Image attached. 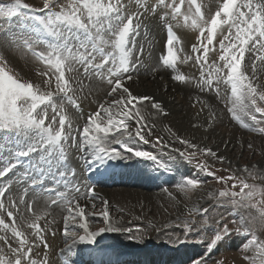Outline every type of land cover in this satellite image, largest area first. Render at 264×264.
<instances>
[{
    "label": "snow or ice",
    "instance_id": "6c2138e0",
    "mask_svg": "<svg viewBox=\"0 0 264 264\" xmlns=\"http://www.w3.org/2000/svg\"><path fill=\"white\" fill-rule=\"evenodd\" d=\"M135 4L136 10L130 12L128 0H68L67 3L42 0L40 8L31 6L25 0H0V23L8 25L2 30L4 43L30 53L45 65L47 70L40 73L44 78L43 83L49 88L54 84L55 89L44 91L30 81H21L0 53V139L10 142L5 145L8 155L0 157L3 162L0 178L21 165L25 158L30 159L34 154L37 156L38 173L26 171L25 178L33 190L49 197L51 204L65 207L64 236L71 243L61 249L62 254L71 253L77 243L95 244L96 238L104 232L132 231L131 228H122L119 221L111 218L107 201L103 202L104 208L99 214L104 227L98 231L89 230L86 205H81L77 198L82 188L74 184L70 187L68 177H74L75 171L65 168L69 148H76L82 153L89 172L99 171L109 161L134 157L164 167L156 155L129 146L133 142L149 143L142 132L146 126L145 117L137 105L150 101L155 110L163 112L159 102L148 96L134 95L125 86V81L133 79L132 51L135 47L134 37L139 34L141 16L146 13L159 15L167 26L166 52L162 54L161 63L177 73L173 77L176 81L191 82L189 77L179 73L178 63L194 59L200 70L198 87L201 91L214 90L219 95L220 83L229 86L230 93L222 99L226 111L234 120L247 127L245 118L257 121L256 114L264 116V84L259 82L256 68V61L264 65V0H217L214 13L207 17L198 0H153L151 4L149 0H135ZM174 25L198 31V43L192 45L194 56L181 58L182 48L173 30ZM218 32L222 39L218 41L217 52L214 41H217ZM41 46L44 50H40ZM138 51L140 55L143 54L142 48ZM210 53L217 55V59L210 61ZM246 53L254 55L251 76L242 67ZM81 70L85 77L91 75L106 80L110 86L108 95L111 99L99 106L100 111L88 117L77 142L70 118L56 98L79 108L73 95L76 91L74 84L78 81L71 74ZM209 115L215 120L214 112ZM129 120L139 126L134 133L128 128ZM259 131L264 132V128ZM177 139L188 149L224 160L222 156L217 157L210 147L201 149L188 139ZM156 140L163 143L159 137ZM113 145L119 146V150ZM174 151L188 160L196 154L195 151ZM54 165L56 178L50 186L45 187L47 175H52ZM200 167L203 170L206 166L202 164ZM244 172L253 176L247 166ZM210 174L215 177V172ZM215 178L224 185H230L218 190V198L230 201L237 211L241 208L255 209L257 215L253 216L251 212L247 216L241 215L240 227L230 228L228 224H221L208 242L206 251L210 253L220 241L235 232L250 237L245 245L246 252L250 254L244 257L249 264H264V239L257 235V224L264 228V185L249 183L247 178L237 176L234 172ZM199 185L200 182L195 179H185L177 185V191L187 195ZM10 189V184L0 186V213L10 218V222H6L0 215V241L3 242L0 264H48L46 254L43 257L34 254V249L40 245L48 247L45 229L39 223L43 216L32 211V204L26 201L27 192L19 199L9 200L6 205L5 199ZM84 192L85 198L91 195L94 199L93 186H85ZM168 194L172 196V193ZM26 203L32 216L31 223L27 224L31 233L22 231L17 224L16 213L20 205ZM193 211L207 215L208 210ZM77 217L81 221L78 227L83 230V234L78 237L69 230L68 223ZM185 230L186 233L192 231V226L185 225ZM10 239L15 246L9 242ZM192 264H206V259L201 256L193 260Z\"/></svg>",
    "mask_w": 264,
    "mask_h": 264
},
{
    "label": "rangeland",
    "instance_id": "374dc122",
    "mask_svg": "<svg viewBox=\"0 0 264 264\" xmlns=\"http://www.w3.org/2000/svg\"><path fill=\"white\" fill-rule=\"evenodd\" d=\"M25 2L35 8H40L42 6V0H25ZM60 2L67 3L68 0H60ZM152 2L153 0H149L150 4ZM128 3L129 11H135L137 8L135 0H128ZM135 22L136 21H134V23ZM139 23L141 26L139 34L134 37L135 47L132 51L134 70L131 74L133 79L125 81V86L128 87L134 95L138 96L140 94L134 93L135 91H133V88L135 86L140 87V80L146 79L153 84L158 81H163L165 84L169 82L172 83L173 86L172 84L168 85L171 87L169 91L171 92L170 94H173L172 98L179 95V97L184 99L187 103L186 106L184 105L181 107L182 115L187 114L190 110L193 111V109L196 110V113L198 112L197 115H200V108H204L208 113L214 112L216 114L215 120H212L209 116L211 125L208 124L209 127L208 125L204 127L207 129L206 131L210 133L215 132L213 136L209 135L207 138H198L199 136H196V138L190 135L186 136L182 134L177 127L175 128L172 124L166 122L156 114L152 105L148 108L137 105L141 110V115L145 117L144 123L146 126L142 129V132L145 138L149 140V143L133 142L129 144V146H134L142 151L151 152L153 155L157 156L158 161L162 163L164 167H159L158 164L152 161L135 157L132 159H123L122 161L115 160V163L120 165L119 168L126 170L124 179L129 181L132 177L140 176L154 183L155 186L153 188H146V190L143 187L139 189L154 193H162L161 198L164 199V201L158 203V205L161 207L162 214L165 217L163 216V219L156 218V220L149 219L145 223H135L133 220L124 222L123 225L131 228L132 231L123 234V236L131 239L134 246L144 248L145 251L150 254L154 253L158 248L164 249V253H167L169 250H174L169 251L170 254L168 257H160L156 261H152L151 264H175L176 259L182 252H186L187 257L184 258L185 261L182 263L176 262V264H192L193 260L201 256L205 257L206 264H218L220 261H222L223 264H249V261L244 258L245 255L250 254L245 250V245L250 238L248 236L233 232L220 241L210 253L206 251V248L208 242L214 237L215 232L221 224H228L230 228H236L240 227L241 215L247 216L249 212H251L253 216L257 215L255 209L241 208L237 211L233 209L230 201L218 198V190L229 187L230 185H224L218 182L215 177L228 176L230 173L234 172L237 176L247 178L249 183L264 185V132L259 131V129L264 128V116L256 114L257 121H250L245 118L244 123H247V127H245L243 123L234 120L226 111L225 102L224 99H222V97L230 93L229 86L220 83L219 87L221 91L219 95H217L214 90L205 89L201 91L198 87L200 70L194 59L188 60L186 63H178L179 73L189 77L191 82L182 83L176 81L173 77L177 73L171 68L163 66L161 63L162 54L166 52V40L168 36L167 26L160 19L159 15H152L150 13L141 16ZM7 27L8 25L6 23H0V53L8 60V67L21 81H30L34 85H39L44 91H54V84L51 88L45 86L43 83L44 78L40 75L41 72L47 70L45 65L36 60L30 53L17 50L14 47H9L4 43L5 37L2 35V30ZM12 27L14 29L16 28L15 23H13ZM174 28L176 27L174 26ZM192 37V42L188 46H185L184 42L181 40L179 41V47L182 48V53H180L181 58L184 56H194L192 45L198 43V36L196 37L194 33H192ZM220 39H222V36L218 32L217 41H214L217 52L219 51L218 41ZM141 48L143 49L142 55H140L138 51ZM40 50H44L43 46L40 47ZM212 59H217V55L210 53V61ZM244 59L243 61H245L246 65L243 62L242 67L245 68L249 76H251V61L254 59V55L246 53ZM137 61L138 63H136ZM256 68L257 78L261 84H264V65H262L260 61H256ZM71 75L75 81H78V83L74 84L76 91L73 95L76 98V102L79 104V108H76L73 104L59 97L56 98V101L58 104H63V108L70 118L71 126L75 129L73 135L76 136L77 142H79L80 131L87 122L88 117L100 111L99 106L111 99L108 95L110 86L106 80H99L91 75L85 77L82 74V70L81 72H73ZM49 115H52L51 110H49ZM101 116H104L102 111ZM127 124L129 130L133 133L139 127L135 121L132 120L127 121ZM199 127L202 126L198 123L193 125L194 129H198ZM173 133H175V135H173ZM221 134H227L228 137L226 135L221 136ZM217 136L219 137L217 138ZM157 137H159L160 141L163 143H158L156 140ZM177 137L188 139L192 143L199 145L201 149L210 147L217 153V157L222 156L224 160L220 161L217 158L204 155L200 151L188 149L186 145H182L179 142ZM220 138L223 139L222 141L229 138L232 139V149L229 152L227 150L225 151L228 142L226 144L220 143L223 149L219 150L217 144ZM6 144H10V142L0 139V157L8 155L5 150ZM249 144L252 145L251 148L248 147ZM164 145L168 146L165 147ZM113 147H117L119 150V146L113 145ZM174 149H180L181 152L195 151L196 154L191 160H188L174 151ZM220 151H222L223 154H221ZM124 155H127V153L124 152ZM37 162L38 158L35 154L30 159L25 158L21 165L13 169L12 172L8 173L5 177L0 178V186L5 184L11 185L10 192L5 199L6 205L9 200L19 199L27 192L26 201L32 204V211L37 215L43 216L39 223L41 228L45 229L44 235L47 240L49 233L51 235L57 232H59V234H64L67 212L64 205H60L62 207L60 214H62L61 218L63 221L57 217L53 219L49 217V207H47L48 200L45 206V198H37L34 192L29 193V190H35H33L30 187V183L26 181L25 172L38 173L39 168L36 167ZM39 163L43 164V161ZM67 163H75V165L73 164L75 168L83 169L84 173L89 172L84 156L76 148L68 149ZM202 164L206 166L203 170L200 167ZM245 166H247L255 178H253V176H248L247 173L244 172ZM0 167H3L2 161H0ZM102 168V170L100 168L99 171L89 173L94 177L100 176L106 167ZM30 170H32V172H30ZM212 172H215V177L210 174ZM21 177L24 178L25 183H18L16 181L21 179ZM108 179H110V177ZM185 179H195L200 182V185L197 189L185 195L177 191V185L182 183ZM78 180H80V178H78ZM97 186L101 189L124 187V185L119 182L110 185L98 183ZM165 189H167V191H165ZM169 192L172 193V196H169ZM209 193L213 195L210 196ZM82 198L83 197L80 196V200H82ZM85 200L86 199H84V201ZM88 201L90 202L88 203L89 205L87 206L86 213L89 215L95 214L94 216L90 215L92 219L88 220L89 230L98 231L99 228L104 227L103 218L99 214L104 208L103 202L107 201V199L105 195L99 194L98 198H88ZM117 203L119 205L122 204L121 201H117ZM164 203L166 205H164ZM93 204H95L94 208L92 207ZM55 206L50 207V209ZM193 209H207V215L198 211H193ZM116 213H123L124 221L135 217L132 212L126 211V207L122 209H116V207H114L112 214H115L114 217L117 218L118 215ZM0 215H3L6 222H10V218L5 214L0 213ZM16 216L17 224L20 226V229L26 233H31L32 230L27 227V224L31 223L32 216L28 212L27 203L20 205V210L16 213ZM91 220H95L96 222L91 225ZM205 221H207V223H205ZM80 222L79 217H77L75 221H68L69 230L74 232L77 237L83 234V230L78 227ZM185 225H191L192 231L186 233ZM109 235L111 236L113 234L104 232V236L108 237ZM257 235L261 239H264V228H261L259 224H257ZM60 240L61 243L59 242V244H62V241H64V248L67 243H71V241H67L65 237L64 240ZM9 242L13 243V246H15V243L11 239ZM109 243L117 245V242L114 240L109 241ZM148 244L152 245L149 247ZM81 245V243H77L72 252L68 253V255L72 258V254L78 253L81 255V251L85 249L84 247L81 248ZM77 246L78 248H76ZM0 247H3L2 241H0ZM43 247V245H40L39 248ZM43 249L44 255L48 254L49 262V246ZM53 255L57 256V248L54 249ZM87 264H90V262L88 261ZM137 264H146V262L140 260Z\"/></svg>",
    "mask_w": 264,
    "mask_h": 264
},
{
    "label": "bare ground",
    "instance_id": "6f19581e",
    "mask_svg": "<svg viewBox=\"0 0 264 264\" xmlns=\"http://www.w3.org/2000/svg\"><path fill=\"white\" fill-rule=\"evenodd\" d=\"M198 2L201 3V5L203 6V10L207 12V13L205 12L206 17L214 13L215 8L217 6L216 5L217 0H198ZM174 26L176 28L173 27V30L176 32L177 36L179 37V41L181 40L182 42H184L185 46H188L191 44L192 39H193L192 33H194V36L196 37L198 36V31L196 30H192L186 27H181V26H176V25ZM243 62L245 64V61ZM140 83H141L140 87L135 86L133 88V91H135L134 93H139L140 95L138 96L151 97L153 98L154 101L159 102L162 106L163 112L161 113L153 108L154 112L158 114L163 120L172 124L175 128L177 127L178 130L182 134L186 136L190 135L193 137L199 136L198 138L200 137L207 138L209 135L213 136L215 131L210 133L209 131H206L207 129L205 128L208 124H210V120H209L210 115L204 108L199 109V112L201 111L200 115H197L198 112L196 113L195 109H193V111L190 110V112L188 111L187 114L182 115L181 107L184 105L186 106L187 103L185 102L184 99H181L179 95L177 97L172 98L173 94H170L171 92L169 91L171 87L168 86L172 83L169 82L168 84H165L163 83V81H160V82L158 81L157 83L153 84V83L148 82V80L146 79L140 80ZM151 105L152 103L150 101H144L142 104L138 106L148 108ZM197 123L200 124L203 127V129L202 127H199L198 129H194L193 125ZM223 135L227 136V134H221V136ZM218 137L219 136H217V138ZM222 140H223L222 138L218 140L217 146L219 147V150L223 149L220 143L226 144L228 142V145H226L225 147V151L227 150L229 152L232 149L231 148L232 143H233L232 139L229 138L225 141H222ZM220 153L223 154L222 151H220ZM115 162H116L115 160L109 161L108 165L105 166L106 167L105 170L101 173L100 176H97V177L91 176L89 172L84 173L83 169L75 168L73 166V164L75 165V163H72V164L67 163V165H65L66 169L70 168L75 171V176L74 177L69 176L68 180L71 181L70 187L72 184H74L82 188V191L78 195L77 198L79 199L81 205H86L85 212H86L87 206L89 205L88 203L90 202L88 201V198L92 199L93 197L91 195H88L87 198H85L84 188L86 185H91L95 189L94 199L98 198L99 194L106 196V199L108 202V209H109L111 218L113 220L119 221L120 226L122 228H128L127 226L125 227L123 223L128 222L129 220H133V222L135 223H143V222L145 223L149 219H153V220L154 219L156 220V218L163 219L164 215L162 214L161 207L158 205V203H162L164 201V199L161 198L162 193L144 191V189L146 188H153L155 186L154 183L140 176L132 177V179L129 181L127 179H124V176L126 175L125 174L126 170L125 169L123 170V168L122 169L119 168L120 165ZM102 169L103 168H101V170ZM30 172H32V170H30ZM109 177L110 179H108ZM54 178H56L55 177V165L52 168V175H47V179L45 180V187L50 186ZM78 178H80V180H78ZM16 181L18 183H21V182L25 183V180L23 177H21V179L16 180ZM117 182L123 184L124 187L115 188V189H104V188L101 189L97 186L98 183L110 185V184H116ZM143 187L144 189H139ZM61 190H63V188H61ZM30 192H34L37 198H45L46 199L44 202L45 206H46V201L48 200L47 207H49V211H48L49 217L53 219L57 217L60 220H62L61 218L62 214H60L61 209H62L61 207L62 204H57L55 206L50 203L49 197L41 196L39 192H35L32 190H29V193ZM72 195L76 196L77 194L72 193ZM80 196L83 197L82 200H80ZM84 199L86 200L84 201ZM117 201H121L122 204L119 205ZM164 205L166 204L164 203ZM53 206L55 207L50 209V207H53ZM114 207H116V209L117 208L122 209L123 207L124 208L126 207V211L132 212V214L135 215V217L124 221L125 220L124 214L116 213L118 215V217L116 218L114 217L115 214H112L114 211ZM86 215H89V214L86 213ZM90 219L92 218L89 215L88 220ZM95 222H96L95 220H91V225H93V223ZM109 233H112L113 235L111 236L109 235L107 237V236H104V233H101L96 238L95 244L81 243L82 244L81 248L84 247L85 249L81 251V255L78 253L72 254L73 258L70 257L68 253H65L66 255L61 253L60 249L64 248V245H63L64 241H62V244H59V242L61 243L60 239L64 240V237H65L64 234L62 233L59 234V232H57L51 235L49 233L48 239L46 240L49 246L48 264H59V263L60 264H87L88 261L90 262V264H133V263L137 264V262L138 261L140 262V260L145 261L146 264H151L152 261H156L160 257L161 258L168 257L170 254L169 251H174V250H169L167 251V253H164L165 252L164 249L158 248L154 252L156 254L154 253L150 254L149 252L145 251L144 248L134 246V243H132L131 239L123 236V234H127V231L109 232ZM112 240L116 241L117 245L109 243V241H112ZM150 245L152 244H148L149 247ZM43 248L34 249V254L37 257H43L44 256ZM55 248H57V256L53 255V251ZM76 248H78V246ZM182 254L179 255V257L176 259L175 264L176 262L182 263L183 261H185L184 258L187 257V253L182 252ZM47 259H48V256H47Z\"/></svg>",
    "mask_w": 264,
    "mask_h": 264
}]
</instances>
